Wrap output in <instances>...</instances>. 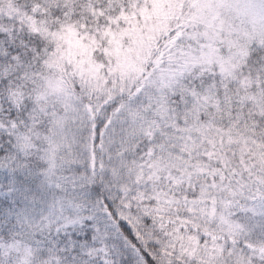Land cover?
Masks as SVG:
<instances>
[{
	"label": "snow or ice",
	"instance_id": "6c2138e0",
	"mask_svg": "<svg viewBox=\"0 0 264 264\" xmlns=\"http://www.w3.org/2000/svg\"><path fill=\"white\" fill-rule=\"evenodd\" d=\"M0 264H264V0H0Z\"/></svg>",
	"mask_w": 264,
	"mask_h": 264
}]
</instances>
